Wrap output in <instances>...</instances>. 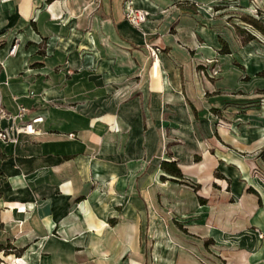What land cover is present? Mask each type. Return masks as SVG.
<instances>
[{"label": "crops", "instance_id": "1", "mask_svg": "<svg viewBox=\"0 0 264 264\" xmlns=\"http://www.w3.org/2000/svg\"><path fill=\"white\" fill-rule=\"evenodd\" d=\"M125 1L0 4L1 102L43 118L39 134L0 142V244L25 248L0 264H209L198 255L208 238L236 245L237 264L262 261L264 241L247 226L264 233L263 196L234 189L238 173L211 140L222 136L212 112L224 98L200 65L242 57L220 52L217 0H195V9L128 0L151 14L139 29L124 18ZM14 36L24 43L9 55ZM162 160H175L183 178ZM215 168L233 187L232 208L202 191Z\"/></svg>", "mask_w": 264, "mask_h": 264}, {"label": "rangeland", "instance_id": "2", "mask_svg": "<svg viewBox=\"0 0 264 264\" xmlns=\"http://www.w3.org/2000/svg\"><path fill=\"white\" fill-rule=\"evenodd\" d=\"M11 1L0 0V4H10ZM45 1L49 2L50 0ZM94 1L90 0L89 3L93 4ZM175 4L184 6L190 4L195 9V4L198 2L178 0ZM216 4V7L212 9L214 14L221 17L222 34L226 38L228 48L234 52L242 50V57L240 64L233 57L224 56L222 61L216 57L206 58L200 65L207 81L214 86L215 91L212 94L221 93L223 94L221 97L224 98L219 109L212 112V118L216 120L214 125L220 127L222 136L219 137L215 134L211 140L220 145L228 156L224 157L227 160L228 170L238 173L239 177L236 180V185H233L234 189L237 185L243 191L249 187L259 194L261 193L264 199V158L259 156L264 153V69H261L264 68V37L245 25L240 19L242 15H251L264 22V0H217ZM146 12L148 19L151 14ZM237 26L247 28L255 36V41L247 49H244L236 31ZM7 43L9 53L15 43L19 44V50L24 39L14 36ZM25 43L30 45L32 41ZM36 47L39 52L45 53L46 39L43 37L38 39ZM249 58L261 60L263 64L257 65L255 70H250L248 68ZM211 125L213 124H210V128ZM224 172L227 174L226 171ZM222 176L224 177L222 170L211 169L209 182L205 184L202 191L211 200L212 198L221 200L224 197L221 201H224L227 208H232L231 196L233 195L231 191L233 187L230 181H226ZM191 188L194 191L198 190V187L191 186ZM249 204L250 202H248ZM238 205H241L240 201H238ZM247 229H253L258 240L264 241V233L261 230L253 226H247ZM257 249V251H261L263 247L259 246ZM0 255L3 253L1 252ZM198 255L209 264H237V260L242 257L241 251L236 245L218 246L210 238L205 239V247ZM241 260H244V257ZM246 262L242 264H264V257L262 261L255 263Z\"/></svg>", "mask_w": 264, "mask_h": 264}, {"label": "built area", "instance_id": "3", "mask_svg": "<svg viewBox=\"0 0 264 264\" xmlns=\"http://www.w3.org/2000/svg\"><path fill=\"white\" fill-rule=\"evenodd\" d=\"M124 18L134 27L139 28L142 23L147 21V12L143 9L135 8L128 0L123 7ZM19 44L15 43L9 50V55H15ZM158 48H150L153 58L158 56ZM32 94V92H30ZM15 99V97L13 98ZM30 110L28 107L19 104L15 112H9L1 102L0 95V142L4 144H17L21 135H35L41 131L38 127L43 122L41 116L26 118ZM5 124H2V122Z\"/></svg>", "mask_w": 264, "mask_h": 264}, {"label": "trees", "instance_id": "4", "mask_svg": "<svg viewBox=\"0 0 264 264\" xmlns=\"http://www.w3.org/2000/svg\"><path fill=\"white\" fill-rule=\"evenodd\" d=\"M240 19L245 25L251 27L254 31L258 32L260 35L264 37V22L262 20L254 16H251V15H242ZM236 31L238 32L242 43H247L255 39L254 34L245 27L237 26ZM221 44H222V47L220 49V52L229 53V49L227 47L226 42H222ZM259 156L264 158V153L260 154ZM160 167L163 171H165L166 173H168L169 175L177 179L183 178L181 169L179 168L175 160H169V161L162 160L160 162ZM24 249H25L24 247L19 248V247L14 246L9 241L5 244H0V252H2L3 255L12 253L15 256H20L22 252L24 251Z\"/></svg>", "mask_w": 264, "mask_h": 264}]
</instances>
